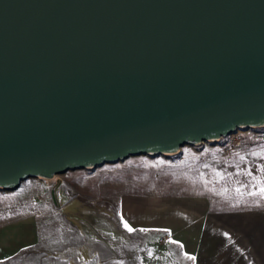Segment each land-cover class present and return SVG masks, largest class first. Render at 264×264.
<instances>
[{
	"label": "water",
	"instance_id": "water-1",
	"mask_svg": "<svg viewBox=\"0 0 264 264\" xmlns=\"http://www.w3.org/2000/svg\"><path fill=\"white\" fill-rule=\"evenodd\" d=\"M264 126V0H0V189Z\"/></svg>",
	"mask_w": 264,
	"mask_h": 264
},
{
	"label": "rangeland",
	"instance_id": "rangeland-1",
	"mask_svg": "<svg viewBox=\"0 0 264 264\" xmlns=\"http://www.w3.org/2000/svg\"><path fill=\"white\" fill-rule=\"evenodd\" d=\"M262 146L264 126L237 129L218 141L184 145L178 154L130 156L52 178L31 177L17 192L0 191V206L23 202L37 215L47 249L39 254L47 253V264H145L141 255L151 249L143 231L125 228L124 206L155 207L157 195L198 179V174L214 175L238 165L251 171L259 160L264 163V151H253ZM226 147L230 150L222 152ZM220 178L206 177V182L219 184ZM215 195L214 200H225Z\"/></svg>",
	"mask_w": 264,
	"mask_h": 264
},
{
	"label": "crops",
	"instance_id": "crops-1",
	"mask_svg": "<svg viewBox=\"0 0 264 264\" xmlns=\"http://www.w3.org/2000/svg\"><path fill=\"white\" fill-rule=\"evenodd\" d=\"M253 151H264V146ZM211 176L225 177L227 181L220 178L219 184H210L206 177ZM196 177L175 184L169 193L157 195L155 207L124 206L125 220L131 228L144 232L146 247L151 249L141 255V261L264 264V197L247 194L264 186V163L259 160L251 171H243L238 165ZM19 186L0 191L14 193ZM237 188L241 191L237 192ZM218 191L225 200L213 199V192L221 198ZM25 206L23 202L0 206V264H47V253L39 254L47 251L43 248L46 238L37 215L29 213Z\"/></svg>",
	"mask_w": 264,
	"mask_h": 264
},
{
	"label": "snow or ice",
	"instance_id": "snow-or-ice-1",
	"mask_svg": "<svg viewBox=\"0 0 264 264\" xmlns=\"http://www.w3.org/2000/svg\"><path fill=\"white\" fill-rule=\"evenodd\" d=\"M236 191L237 192H240L241 189L240 188H237ZM249 194L250 195H260L261 197H264V186L259 187L258 192L253 191V192H250ZM121 219H123V218L121 217ZM124 226H125V228L128 229V231H130V232L133 231V229L127 224V222H125ZM225 235H227V234H225ZM189 259H193L194 260L195 257H189Z\"/></svg>",
	"mask_w": 264,
	"mask_h": 264
},
{
	"label": "built area",
	"instance_id": "built-area-1",
	"mask_svg": "<svg viewBox=\"0 0 264 264\" xmlns=\"http://www.w3.org/2000/svg\"><path fill=\"white\" fill-rule=\"evenodd\" d=\"M230 149L228 148V147H226V149L225 150H222V152H228ZM161 239H164V237H161Z\"/></svg>",
	"mask_w": 264,
	"mask_h": 264
}]
</instances>
